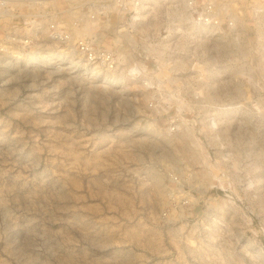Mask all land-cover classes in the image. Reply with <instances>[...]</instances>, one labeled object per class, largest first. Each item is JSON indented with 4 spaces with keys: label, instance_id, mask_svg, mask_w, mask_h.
Here are the masks:
<instances>
[{
    "label": "rangeland",
    "instance_id": "obj_1",
    "mask_svg": "<svg viewBox=\"0 0 264 264\" xmlns=\"http://www.w3.org/2000/svg\"><path fill=\"white\" fill-rule=\"evenodd\" d=\"M263 2L235 0V28L224 29L223 14L219 28L202 29V54L169 63L160 79L145 56L114 69L88 61L86 40L128 50L113 1L20 4L40 15L31 30L40 52L0 67V264H264ZM85 17L93 30L76 33ZM212 55L237 66L222 73L235 95L190 77ZM182 123L208 164L179 142Z\"/></svg>",
    "mask_w": 264,
    "mask_h": 264
},
{
    "label": "built area",
    "instance_id": "obj_2",
    "mask_svg": "<svg viewBox=\"0 0 264 264\" xmlns=\"http://www.w3.org/2000/svg\"><path fill=\"white\" fill-rule=\"evenodd\" d=\"M111 1L115 3L116 7L121 13L120 22L126 21L128 23V25H126L127 27H122V29L125 28V30L120 31L119 29V32L122 33V37H124V41L120 40L119 42L127 44L128 50L121 51L120 48H118L117 51L114 50V52H111L108 49L98 50L93 47L91 41H83L81 49H83V51L86 53L90 63H96L99 66L106 65L105 67L113 69L115 67L117 68L119 62H123L122 60H124L126 56L137 53L136 56L133 55L135 59L132 61H141V63H144L145 57H148L152 59L154 63L160 65L158 70H160L161 75L157 76V79H159L162 77V70L166 69L164 66L168 65L169 63L174 64L177 56L180 55L182 57L183 55L185 56V54L186 56L190 54L196 56L195 54H197L198 51H201L200 47L196 46L194 43H183V47L179 36H171L172 30L167 28L165 25H162L157 32L154 31L148 36H143L140 32L136 31L130 23L133 19H140V12L143 10L140 8V5L143 2L145 3L146 0ZM225 1H229L230 5L222 10L219 7V4H222ZM234 1L235 0H187L186 6L188 7L189 12L191 13V16L194 18V20L198 21L199 23H202V19L204 18H209L217 22L220 20L219 17L225 14V18H223V25H226L224 29L227 30L228 26H233L236 24L233 20L234 14L241 13V11H238L237 7H235ZM28 2L42 4L43 6L48 2L53 3L54 0H0V67H2L4 64L19 63L24 61L26 63L32 64L37 62L39 59L38 51L40 52V38L38 36L34 37L31 30L34 27V22H36L35 19H32V16L40 15L27 14L25 9L22 11L19 7L20 3L25 4ZM259 4L264 7V2ZM127 13L130 14L127 15ZM26 15L30 16L31 20L29 18V20L26 19ZM224 19H227L228 23H225ZM37 20L40 21V18ZM53 20L55 19H49L50 22ZM129 20L130 22H128ZM48 24L52 37L57 38L59 35V27L57 25L58 23L54 21L53 23ZM37 28L38 27H35L36 30ZM130 30L133 31L132 33L134 34V38L138 40L136 41L135 48L133 46L130 48V43L127 38ZM222 32L225 31L222 30ZM222 32L210 35V39H212L214 36H218V34ZM200 34H202V30L200 31ZM135 35L138 36L135 37ZM35 38L36 40L38 38L36 42ZM33 45L38 48V50L30 52L27 47H32ZM118 52L120 53L119 55ZM135 74H137V72H135ZM170 75L173 74L171 73ZM157 88L154 89V93L157 92L155 95H161L164 97V94H168L169 92L168 88H164V91L160 93V90Z\"/></svg>",
    "mask_w": 264,
    "mask_h": 264
},
{
    "label": "bare ground",
    "instance_id": "obj_3",
    "mask_svg": "<svg viewBox=\"0 0 264 264\" xmlns=\"http://www.w3.org/2000/svg\"><path fill=\"white\" fill-rule=\"evenodd\" d=\"M27 4H29V2ZM31 5H32V3H31ZM186 5H187V0H146L145 3L143 2L140 5V8L143 9L140 12V19L139 20L133 19L131 21V23L133 24V22H134L133 28L136 31L143 32V33H141L142 35L143 34L147 35V34H149L148 32H152V30H154V29L156 31V29L159 27V25L163 22L162 20H164L168 24L167 26H169L170 30L174 31L176 28L177 29H180V28L183 29L184 30L183 31L184 32L183 33L184 39L185 40L190 39V40H192L191 41L192 43L193 42H194V44L197 43L196 45L202 48V42L205 40L202 39V34H200V31L203 29V33H206V31H204V30L210 31L213 28H219L221 26L220 20H218L216 22L215 20H211L209 18L208 19L204 18V19H202V23H199L198 21L194 20V18L190 14H188L186 12V9H188V7ZM260 9H261L260 10L261 14L264 16V9L263 8H260ZM188 11H189V9H188ZM69 12H68V14H69L70 20H72L73 18L78 19L77 16L82 18V16H80V15L76 16V13L74 16L72 11H71L72 13L71 12L69 13ZM68 14H65V15H68ZM75 19H73V20H75ZM83 19H84L85 24L82 25L81 27H75L74 31H76V33H87V32H90L89 31L90 29L93 30L92 23H90L89 20L87 21L86 17ZM41 25H42V23H41ZM183 25L187 26V27H185V29H184ZM233 27L235 28V24L233 26H231V28H233ZM260 27L263 28V25H260ZM178 31H180V30H178ZM260 33H261V35H260L261 39L259 42H260V45L262 44V46L264 47V32H263V30ZM171 35H172V32H171ZM182 38H183V36H182ZM129 39H130L129 42L132 41V42L136 43V39L134 38V34L130 33L128 40ZM190 40L188 41L189 43H190ZM218 41L220 42V40H217V43H218ZM243 42L246 43V41H243ZM239 45L242 47V44L240 41H239ZM134 48H135V46H134ZM203 52H204V54L206 53L205 51H203ZM217 52L215 51V55L220 54L219 49H217ZM200 53H201V51H200ZM212 56L208 57V58H204V60L202 59L203 65H201V69H195L194 73H192L190 77L195 78V79L198 78V80H200L201 83H202V80H204L206 82V85L210 87L209 89L210 90L212 89L215 92L220 91V89H223L226 92V95H228L230 97L234 94V93L232 94L231 88H230V83H231L230 81L231 80H228L227 78L222 76V73L223 72H231L232 74H236V73H238V68L236 65L234 66V65L230 64L229 62H226L225 60H227V59H217L214 55H212ZM185 61L186 60L184 59V57L178 56L176 58V60L174 61V63H175V65H177L179 67L182 64L186 63ZM134 65L131 66V68H130L132 73H134V71H135ZM134 75H136V74L134 73ZM232 76H234V75H232ZM157 87H159V86H157ZM159 90H160V93L163 92V89L162 90L159 89ZM225 92H223V93H225ZM213 124L217 125V127L215 128V126L212 125L211 126L212 131L213 130L216 131L217 135H219L220 127L218 128V126H219L218 121H216L214 119ZM179 129H180V131H179L180 136L178 137L179 142L182 145H184L185 148L188 147L191 150V152H192L191 154H192L193 158H195L196 160H201V161L203 160L204 163L208 164V154L204 150V146L202 145L200 139L194 134L193 130L186 125L184 126V123L179 124ZM237 135H238V133H237ZM207 173H209V172H207ZM204 174H206V173H204Z\"/></svg>",
    "mask_w": 264,
    "mask_h": 264
}]
</instances>
